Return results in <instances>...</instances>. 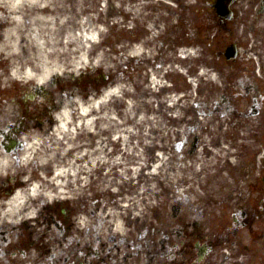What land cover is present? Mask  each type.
<instances>
[{
  "label": "rangeland",
  "instance_id": "rangeland-1",
  "mask_svg": "<svg viewBox=\"0 0 264 264\" xmlns=\"http://www.w3.org/2000/svg\"><path fill=\"white\" fill-rule=\"evenodd\" d=\"M135 1V2H134ZM168 1L172 2L169 3L168 6L170 5L172 8H174V13L171 15V26L169 27V22H168V15L160 5V2L158 0H59L56 4L57 8V20L55 21V25L57 27L59 35L53 36L47 30L46 32L44 31V24L45 23H38L37 21L34 22L32 21L31 24L28 22L20 23L19 22V27L22 30L23 34H25L28 37V44L25 46L29 50V54L33 59H37L35 54L31 51V48L34 45V42H39L42 39H46V42H50V47L54 48L55 50L59 51L61 54L63 51L66 52V56H62L61 60L69 59V54H71L73 57L78 56L80 53V47L84 44V42H80L76 40L74 46L68 47L69 50H63V47L61 44H66V40L64 38V35H62V32L65 26H67L71 31L72 34L75 36H80V35H85L89 39L92 40V43H87V50L89 54H87V59H84V62H80L79 59L77 58L78 65H76V68H67L65 71H60L59 73H56L55 75L58 74H63V72H67V74L63 75H58L53 78V80H56L57 82L59 79L61 81L65 80L64 82H61L57 85H50L51 81H48L47 85H37L35 80L33 82H30L29 84H26V82H18L12 77V72L14 74V69L17 66V57L19 56L20 60H26V55L22 53V51L18 52L16 55L9 57V51H1L0 50V80L8 78L10 81L7 84L6 87V93L3 99L6 98V101L8 103V120H10V123H14L16 118L18 120V112L24 113V114H30L33 109H37L41 105L47 104L46 99L50 98V100L53 102L54 106L62 107L61 102L66 104L67 102L71 101L69 99H61V93L68 97L69 93H73L74 98L72 99L75 100L73 104L75 105V108L77 110L78 115L76 116L75 119V124L72 122L69 125V129L73 130L74 128L76 131L73 134H67L62 132L60 129L58 133L54 134V130L49 132L50 127H48V133L47 136L41 135L39 132H35L32 135V139L35 140L40 139L41 145L38 146L39 151L37 154L32 156V161H26L22 164V169L27 172L28 175V180L32 182H36L37 184L41 185L42 189L45 193L53 192V191H60L63 194H68V198L70 201L72 200V197L75 198V202L77 207L80 206L79 201H82V199L87 198L86 200L90 204V198H93L95 195V191L91 188L93 187L94 189L98 190V193H103L104 191V186L102 184L101 180H98L97 183H93L95 179H97L98 174H95L91 177L90 175L92 174L91 172H98V161L95 163L91 162L90 158H85L82 156L84 153L83 149L88 148V146L92 149V143H94V138L98 136L100 132H102L103 126H105L106 120H103V114L106 108L107 110L110 111V113H113L112 116H116L119 120L118 123L116 122H110L108 121V126L110 128L111 134L117 135L120 133V131H124L125 128L128 126L130 127H135V119H133L131 116H127L126 113L124 115L123 112H127L128 114H133L135 118L139 117V112L145 111L146 107L143 108V102L147 101L144 100L145 96L143 94V91L145 88L149 89L147 86L143 85L142 80L138 79V75L141 72H137V74H134L132 78H130V75L128 73H124L125 75L122 74L123 69H125V66L127 64H130V67H133L131 61L130 55L133 53V50L136 48L135 45L139 44L138 41H140L145 33L147 35L145 37H149L148 34L152 36H158L154 37L156 41H153V43L150 45L152 48H149V44H146L147 47L143 48L146 51V54L143 57H140L142 60L144 59H150V64L149 69L150 70H157L158 66H156L157 61L163 58L161 60L166 61L165 63L167 64H174L178 63L181 64L183 63L178 57H173L171 52L168 51V45L169 41H172V47L176 46L181 47V41H185V37L187 38V35H190L193 37V39H197L196 41H199L202 43V49H209L208 43L212 40L209 39L208 42H205L203 39V34L201 32H198L200 39L197 38V35L195 34V25L201 20V16L196 14V8L203 9V16L202 19H210L212 14L210 9L208 8L207 3L205 2L204 5H202L201 0H180V2H184V4L187 3L189 9L188 11L186 9L181 10L179 7V2L175 0H165V3H168ZM143 2H150L151 5L154 7H158V10L153 12L154 14L149 13V10H147L149 4L148 3H143ZM186 2V3H185ZM153 7V10L155 8ZM126 12V14H124ZM26 14H29V11L26 12ZM160 15H167L165 18L162 17L160 19ZM55 17V18H56ZM125 17V18H124ZM151 17V19L147 21H142L144 18ZM137 18H142L141 20ZM181 19H185V21L190 25H188L185 30L182 32V25L183 22L180 24V29L182 33V39L180 37V40H177L176 33L174 30V25L177 26L176 22L180 21ZM67 21L66 25H63ZM88 21V22H87ZM160 24V31L154 30V28L149 32L147 30L148 25L150 24V27L154 26L156 22ZM1 20H0V42L2 40H5L7 38L6 31L8 30V26L6 25H1ZM85 23H87L85 25ZM145 24L146 27L144 29V26L140 25ZM24 25V26H22ZM22 26V27H21ZM149 27V28H150ZM172 27V31H171ZM47 28V27H46ZM39 32V33H37ZM89 32V35L86 34ZM51 34V35H50ZM33 37L31 40L30 37ZM36 36L38 37L36 39ZM216 38V43L220 40H222V36H215ZM143 41V40H142ZM12 42L13 45L18 47L19 41L16 40H9L7 42L10 43ZM223 43V41L221 42ZM185 44V42H184ZM183 44V45H184ZM175 48V50H177ZM15 48L14 50H16ZM171 49V48H169ZM48 50H50L48 48ZM164 51L165 53H163ZM211 51V49H210ZM221 51L222 47L218 48L216 46V51H212L214 59L211 60L212 58L210 55H206V57H200L198 59L200 62L203 60H206L208 62L207 64L213 65V61L217 63L218 66L222 65V67H225L224 70L217 76L219 77L218 83H216L217 88H214L213 90H210L209 86L211 84V80L205 81V87L206 90L202 92L201 97L202 102L206 103L209 105L210 108H213L215 104H218L220 101V97L222 96V93L224 92V89L229 91V85L232 84L233 86H239L240 87H245L244 82H238L235 83L234 80L237 78V75H235V71L232 74V77L230 78L228 73L230 68L225 62V58L221 56ZM255 53V49L253 50ZM131 52V53H130ZM223 54V53H222ZM260 54H264V48L261 49ZM123 55V56H122ZM253 53H250L249 55L245 56L244 62L248 64L249 66H255L257 69L259 67L257 60L258 59H253ZM257 56V55H255ZM74 57V58H75ZM221 59V60H220ZM139 60V58H138ZM168 61V62H167ZM193 61V58L188 59V64H190ZM252 61V62H251ZM186 62V61H185ZM199 62V63H200ZM134 63V62H133ZM185 63V66L186 64ZM198 63V65H199ZM166 64V65H167ZM241 63H239L240 65ZM210 67V66H209ZM230 67H232L230 65ZM238 67V76L240 77L242 73H245L243 70L244 64H241ZM19 68V67H18ZM236 70V69H235ZM126 71V70H125ZM165 71V70H164ZM264 72V71H263ZM262 72V73H263ZM89 74V78L93 81L90 82L92 83L91 88H88L86 86H80L83 92L85 90H88V93L86 96H82V90L78 89L77 85L75 82H71V78L77 79L79 78L78 76H84V74ZM100 73L102 74H107L111 76L113 79V90L107 97L104 96L105 94V89L99 92L97 96L94 95V91L98 90L99 87L101 86V82L96 81L94 82V78L98 76ZM261 73V74H262ZM259 73L256 72V76L260 80L261 83L264 84V77L260 78ZM209 77V76H208ZM215 77V76H214ZM65 78V79H63ZM216 78V77H215ZM50 80V79H49ZM169 80L173 83V88L171 91L164 92L162 91L161 94H158L156 96L157 98H154V102L148 106V108L151 111L146 112V117L144 118V123L142 124V129L141 127L139 128V134L137 135V138L140 142L141 147L137 148L140 151V154H144L149 152V149L152 150V153L156 152L154 154V159L155 161L150 163L152 164L151 170L154 168V165L159 166L158 169H155V173H158L156 176H148L149 168L146 167L145 164H149L151 160H153V157L150 159L149 156L146 157L145 164H143L142 168L145 166L146 168L139 169L136 174H140L145 181L149 180L147 179L148 177L151 178V183L149 185L148 182H146V186H137L136 189H141L144 191L146 189L147 193L144 195L146 197L145 202H147V198L152 199V204L151 205L146 203L143 204L142 201L140 203H137L135 201V206L136 211L135 215H139L141 217V222H149L153 221V211L156 210H161L165 206V202L167 204H171L170 200H167L168 197L166 195V189L169 188H175V190H179L180 188V182L182 179H184L183 174H181L180 170L175 172L176 178L173 180L172 183H167L168 182V161L166 162L167 156H165L166 153V145L171 143V146L173 147V151L177 146V143L181 142V132L177 133L176 129L181 130V127L183 126L182 120L186 116H191L189 114V108L186 103L179 104L180 109L177 111V98H173V94L175 93V90H185L182 94L183 95H192L196 96L197 94V88L193 87L191 88L189 85H186L185 82L182 80H177L176 75H172V77H169ZM242 80V79H241ZM228 83V84H227ZM26 84L29 89L31 90H36V89H42V94L45 95L44 99L40 102H38V106L34 105V103H30L29 109L27 107H23L20 104V97L22 94V91L24 89L23 85ZM140 85V88L138 86ZM51 86V88H50ZM70 86V87H68ZM223 86V87H222ZM263 86V85H262ZM68 87V88H67ZM187 87H190V90H186ZM222 87V88H221ZM68 89L65 91V89ZM88 88V89H87ZM1 92V91H0ZM160 92L159 89H157V93ZM86 94V93H85ZM233 94H234V89H233ZM30 95H34L33 92H30ZM30 95H28L30 99ZM105 97V98H104ZM173 98V114L177 115L176 120H172V124H170L169 119L171 118L169 116V110L167 111V108L165 105L161 102L162 99L165 98ZM27 98V96H26ZM262 99L258 100V108L261 109V114L257 116H251V118H247L245 125L241 128V135L246 138V143L248 144V149L250 151V154L253 156L254 152L257 150L258 144L254 142L252 139V135H250V128H253L254 135L261 136L262 133L264 132V98L262 94ZM27 99V100H29ZM14 100V102H13ZM3 100L0 99V106L4 107V104H1ZM254 100L252 99H237V98H232L231 103L233 108L237 110V112H244L247 113L251 108H253V103ZM112 103V105H111ZM135 104L137 105L135 107ZM171 102H168V105H170ZM191 105V104H190ZM228 106H229V101H228ZM228 106L222 105V108H226ZM192 107V106H190ZM179 108V106H178ZM91 110H98V112L95 114L96 116L92 117L89 114ZM158 111L155 113L154 111ZM253 110V109H252ZM251 110V113L253 112ZM108 111V112H109ZM100 112V113H99ZM221 112H225V110H222ZM12 113L16 114V118L14 116H11ZM79 113H85L84 116L87 118L86 126L85 120L82 119L80 120V115ZM149 113L152 114L149 116ZM159 113L161 115L159 116ZM5 114V115H7ZM117 114V115H116ZM194 116H196V119L198 122L203 123V125L208 124L209 130L213 133H215L213 136H215V140L217 138V141L215 143V147L212 148L211 145V138L209 135H204L206 145H202L199 151V156H197V159L200 161L199 165H193V171L194 175L196 173V170L198 171V168L201 167V164L208 165L207 171L208 174H210L211 177H214L216 173H220L222 170L218 166L217 162H220L221 160L219 159V152L221 146H233L236 144L233 142V137L235 136V132L239 131L237 128H233L230 125L231 122V117L227 116L225 120H229V124L226 126L225 129L219 130L217 127L216 121L219 122L218 120H221V113L216 112V114L212 117H202L199 114L197 115L196 112L193 113ZM253 115V114H252ZM158 116V117H157ZM12 118V119H11ZM91 118L92 124L90 127L89 126V121L88 119ZM167 118V119H166ZM109 119V117H108ZM181 119V120H180ZM239 119L240 122L237 120ZM180 120V121H179ZM214 120V121H213ZM236 120L238 122L237 125H243L242 123L244 122V118L240 117L239 114L236 116ZM154 121V124H153ZM185 121H187L185 119ZM128 122V123H126ZM9 122H6L5 127L7 128L10 125ZM8 124V125H7ZM172 125V128L174 129V132H172L169 135L167 134V127H170ZM4 127V128H5ZM57 128V127H56ZM194 128V127H189ZM151 129V132H150ZM126 130V129H125ZM93 131L94 136H89V133ZM229 131V132H228ZM228 132V133H227ZM49 134V135H48ZM224 134V136H223ZM96 135V136H95ZM23 137V136H22ZM60 137V138H59ZM200 138L201 135H199ZM224 137V138H223ZM24 140V139H23ZM96 141H99V138H96ZM171 141V142H170ZM89 143V145H88ZM242 141L238 142V150L241 153L242 157H246L248 154V149L247 148H241ZM148 146V147H147ZM147 147V148H144ZM170 147V146H169ZM72 149V153L70 154V150ZM233 149V148H232ZM237 148L234 151H238ZM44 151V153L42 152ZM179 152V151H178ZM175 151L174 153H178ZM72 156V159L71 157ZM56 158L58 162L65 161L66 163H53L49 167L47 163H41L40 160H48L50 158ZM100 154H97L95 158H99ZM162 157V158H159ZM178 154H174L172 163L174 165L178 164L180 162V159L178 158ZM35 158L38 159V161H35ZM253 158V157H250ZM34 159V160H33ZM150 159V160H149ZM161 160V161H160ZM142 161H140L141 163ZM227 165V164H226ZM238 166V164H236ZM138 166V165H137ZM161 166V167H160ZM200 166V167H199ZM17 163H15V166L13 168L14 176H16V172L18 169ZM117 167L125 168L126 171L131 170V167L129 164L126 163H121L117 165ZM226 167V166H225ZM50 169V170H49ZM69 170L67 173L66 177H62V179L55 180L54 182L57 184L56 186H53V179L55 177H52L54 175V172L57 170ZM102 170V168H101ZM119 171V173H120ZM146 173V174H144ZM128 174V173H127ZM147 175V176H144ZM89 176L85 184V177ZM126 176V175H125ZM137 177L134 176V180L137 183L138 179ZM90 179V181H89ZM130 179V178H129ZM213 181V178L211 179ZM75 184H74V182ZM144 181V182H145ZM144 182L142 184H144ZM62 183L61 189H59V185ZM89 183V185H88ZM123 186V190H125V187L127 186V183H124V179L121 182ZM85 184V187H84ZM87 185V186H86ZM179 186V187H178ZM24 188L27 189V186L24 185ZM181 189V188H180ZM75 190H79L76 194ZM41 192V190H40ZM68 192V193H67ZM56 194V193H54ZM41 195V194H39ZM38 195V196H39ZM37 196V198H38ZM66 196V197H67ZM122 199H119L120 204H124V206L131 207V201H130V195L128 191H125V194H121ZM43 196H40L41 198ZM43 198H48V197H43ZM54 198V197H53ZM124 198V199H123ZM118 199V197L116 198ZM105 201V199H102ZM149 201V200H148ZM72 202V201H71ZM150 205L149 207L146 208V206ZM157 205V206H156ZM159 205V206H158ZM92 209H90V212L93 213V215H96L95 218H91L89 216L87 220L91 223L89 225L90 227V233H93L94 231L97 232L96 229L100 228V222L98 221H103L104 222V228L107 227L108 230H111V226L109 225V217L105 219V221L102 218H97V215L99 213H105L106 210V205L101 202L99 207L92 206ZM151 208V209H150ZM150 209V210H149ZM144 214H148V216L145 218ZM112 215V214H111ZM88 216V214H87ZM120 216L123 218L120 212ZM127 216V215H125ZM124 216V217H125ZM103 217V216H102ZM139 217V218H140ZM139 218H137L134 221H137ZM97 220V221H96ZM135 224L132 223L131 227ZM86 226L83 227L84 231ZM103 228V229H104ZM102 229V230H103ZM101 230V231H102ZM86 231V230H85ZM126 232H130L128 227H125ZM92 235V234H91ZM142 251V250H141ZM142 259V258H141Z\"/></svg>",
  "mask_w": 264,
  "mask_h": 264
},
{
  "label": "flooded vegetation",
  "instance_id": "flooded-vegetation-1",
  "mask_svg": "<svg viewBox=\"0 0 264 264\" xmlns=\"http://www.w3.org/2000/svg\"><path fill=\"white\" fill-rule=\"evenodd\" d=\"M232 19L217 18L216 28L228 42L219 45L222 50L235 45L239 53L246 52L264 37V0H234L231 5ZM252 35L251 41L247 35ZM216 50V43L213 45ZM264 152V146H263ZM242 188L210 189L201 201V218L207 229L208 238L198 241H185L159 231L157 243L150 245L151 256L145 264H264V161L262 162L261 183H240ZM254 187V188H252ZM12 196V182L0 176V256L12 253L13 242L22 247L28 245L29 236L21 233L13 236L12 225L7 223V203ZM74 214V216H73ZM41 222L49 227L58 228L63 233L64 242H55V253H67L50 261L51 264H141L135 255L140 251V229L131 239L117 241L109 237L106 242L100 238L96 243L81 246L69 231L76 227V212L69 210L62 218H56L49 210L41 213ZM10 221V219H8ZM156 229V228H154ZM32 244L40 245L35 237ZM55 256L53 255L52 258Z\"/></svg>",
  "mask_w": 264,
  "mask_h": 264
},
{
  "label": "bare ground",
  "instance_id": "bare-ground-1",
  "mask_svg": "<svg viewBox=\"0 0 264 264\" xmlns=\"http://www.w3.org/2000/svg\"><path fill=\"white\" fill-rule=\"evenodd\" d=\"M58 1L59 0H0V20L2 21L1 25H6L9 27L8 30L6 31L7 38L0 42V50L3 52L8 50L9 57L16 55L20 51H22V53L26 55V60H23V61L22 59L20 60L18 55H16L18 56L17 66L15 67L14 74L12 75V77H15V80L23 81V82H31L34 79H36L40 83L41 82L45 83V81L50 76H53V74H56L60 71H65L67 68H76V65H78L79 63L77 58L79 59L80 62H84V59H87V54H89L87 50V43H92V40L88 38L89 36L86 37L85 35H80V36L73 35L72 31L67 26H65L64 29H62L63 30L62 35H64V38L66 40V44H64V42L63 44H61V46L63 47V50H69L68 47L72 48L76 40L80 42H84V44L80 47L79 55L76 57L74 56L75 58L71 54H69V59L61 60L62 56H66V52L63 51L61 54L59 51L55 50V47L51 48L50 42L47 43L45 38L37 43L34 42V45L31 48V51L35 54L37 59H33L31 55L29 54V50L25 47L28 44V37L25 34H23L22 30L19 27V22L21 24L24 22H28L29 24H31L32 21L34 22L37 21L38 23L42 22V23H45L44 24L45 32L49 30V32L53 34V36L59 35L57 27L55 25V21L57 20L56 4ZM28 11H29V14L27 15L26 12ZM66 24H67V21L63 25H66ZM86 24L87 23H85V25ZM156 26L157 24L152 26V28L151 27L148 28V30L151 31ZM86 34L89 35V32H87ZM32 38L33 37L31 36L30 39L33 40ZM37 38L38 37L36 36V39ZM11 39L13 40L17 39L19 41L18 47L13 45L12 42L7 44V42ZM152 41H153L152 37H151V40H145V39H143V41L140 40L139 44L133 50V52L143 57L146 54V51L143 48L147 47L146 44H151ZM15 48L17 49L14 50ZM48 48L50 50H48ZM9 82L10 81L8 80V78L0 80V88L2 89L4 86L7 87V84ZM143 94L145 98L150 97V93L146 88L144 89ZM154 98H157L156 92L153 94V96L150 97L151 107H152V103L154 102ZM144 103L145 105L148 104L147 101H145ZM163 104L166 107L167 100L163 99ZM73 106L75 105L74 104L67 105L65 107V110L59 112V114L57 115L58 125H57V128H55L54 130L55 131L54 134L58 133L59 129L62 132L67 133V134L74 133L73 130L69 129L70 122L75 120L76 116L78 115L77 110L74 109ZM4 110L6 109H4L3 107H0V115L3 114ZM97 112L98 110H91V112H89L88 115L94 117L96 116L95 114ZM154 112L157 113L158 111L155 110ZM82 114L83 115H80V120L84 119L85 124L83 125L86 126L87 118L84 116L85 113H82ZM105 115L112 116L113 113L107 112ZM160 115L161 113H159V116ZM144 118L143 119L136 118V122L142 125L145 121ZM110 120H113V119L111 118ZM88 121H89L88 127H90L93 120L89 118ZM1 122L2 120L0 119V123ZM118 122L119 120L116 123ZM153 124H154V121H153ZM133 130H136V128H133ZM150 132H151V129H150ZM93 133L94 132L91 131L89 133V136L93 137L94 136ZM108 133H109V128L106 127V128H103V131L100 132L98 136L95 135L96 137L94 139L96 140V138H99V141L95 142L93 150L84 149L83 150L84 153L82 154V156L87 157V155H89L91 157V162L93 163L98 161V164H97L98 172L105 171L102 174V176H103V180L106 186L110 188L115 187V186L121 187L120 181L123 180V176L126 175L129 172V170L126 171L125 168L123 169L121 168V173L116 175L113 173L114 164H117V165L121 163H126L129 165L136 164L138 165L139 168H141L143 164H145L146 160L144 159H146L147 156L146 154H143V155L140 154L137 147L133 143L130 144L125 137L123 141L124 151L120 157L115 158L114 151L110 149L111 145L104 140L105 139L104 136L107 135ZM101 136L104 139H102ZM135 137H136V133L134 135H131L130 138L134 140ZM24 141L26 142L27 146L24 147V149L21 151V161L22 162H25V160L29 161V159H32V156L35 153V151L38 149V146L41 145L40 139H37V138L33 140L30 137H26ZM150 151L151 149H149V152ZM69 153L70 154L72 153V149L70 150ZM97 154H100L99 158H95ZM228 154H229L228 156H232V152H229ZM224 155L227 156V153L225 152ZM140 161L142 162L140 163ZM40 162L43 164L47 163L49 167H51L50 165L53 163H66L65 161L58 162L57 159L54 157L48 160L42 159L40 160ZM1 163L4 168H8L9 166L13 169L15 166V159L13 158V155L10 157L9 154H3L1 158ZM138 167L132 168V175L129 177L130 179L124 180V183H127V185L136 184L134 180V176L135 177L137 176L136 173L138 172ZM68 171L69 170H61V169L57 170L56 174L53 176L55 177L53 179V184H54L53 186L57 185L54 181L58 179H62V177H66ZM150 175H157V173H155V170H154V172L150 173ZM144 181L145 180L143 179L142 183ZM142 183H140L139 186H146V181L144 182V184ZM40 188H42L41 185L34 184L30 191L29 190H19L12 199V204H11L12 211L11 212L13 213L16 211L15 214H18L19 216H21V214L23 213L22 208H19V211L16 209L19 205L22 206V203H25L27 206L26 213L28 215L33 214L35 211L36 199L35 200L32 199L31 201H29L28 197L30 195L31 197L36 198L39 194H45L44 191ZM146 193L147 191L145 189L142 192V195L144 196ZM49 195H52V193L49 192ZM145 199L143 200L137 199V201L139 203L141 201H144ZM135 200L136 199L130 198L131 205H132L130 208L124 205L120 206L119 210L123 218L125 215H130L131 213L132 215H134V212L136 211V207H137L134 205ZM115 226L120 230H123L125 228V225L119 222H117Z\"/></svg>",
  "mask_w": 264,
  "mask_h": 264
}]
</instances>
